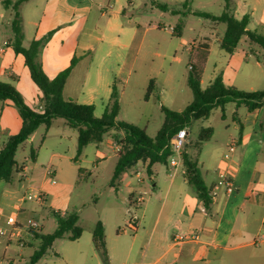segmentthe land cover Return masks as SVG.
<instances>
[{
	"label": "rangeland",
	"instance_id": "rangeland-1",
	"mask_svg": "<svg viewBox=\"0 0 264 264\" xmlns=\"http://www.w3.org/2000/svg\"><path fill=\"white\" fill-rule=\"evenodd\" d=\"M11 1L15 3L18 0ZM96 1L30 0L23 3L19 8L23 17L25 35L23 46L28 48L33 40L45 38L39 56L40 62L49 59L52 51H64V53L70 54L76 45L80 28L85 24L93 25L98 20L100 9L96 5ZM130 1L131 3L125 1L127 12L125 18H131L134 21L138 18L144 19L146 22V25H142L144 28H148L150 24L156 27L146 32L143 29L144 32L141 35L143 40L142 52L136 60L131 80L133 93L128 92L123 98L117 120L138 127L144 130L148 136L155 138L165 123L166 117L162 109L163 106L173 112H181L194 100L193 92L188 85V75L194 57L189 46H179V38L173 35V29L182 21L184 29L186 27L188 39L199 40L201 34L210 38L214 52L211 54L204 76L203 86L206 89L211 84L214 64L222 63L225 65L229 59V54L217 46L218 39L224 36L226 25L199 18L194 13L201 11L219 16L224 12V0ZM158 4H168L169 10L163 11ZM14 16L13 7L5 8L2 0H0V51H4V55H0V82L12 84L22 95L28 107L42 112L41 100L44 96L41 89L33 82L24 57L20 55L18 60H15L17 54L14 53L12 47L15 37L12 27ZM72 20H75V23L70 26ZM100 22L102 25L105 24L104 20ZM82 39L83 36L81 42ZM252 50L261 52L262 56L264 55V51L258 45L251 44L247 38H243L236 54L237 59L247 61ZM174 52H176L175 55H173ZM48 70L50 71V67ZM255 70L256 67L252 65L249 68V73L252 74ZM10 72L15 73L16 79L9 77L8 73ZM151 80L154 81V91L146 99ZM159 84L163 85L164 93L160 92ZM263 88L258 91H263ZM246 112L244 106L239 109L235 102H231L224 109L215 108L207 119L192 121L187 128L189 141L185 148L189 157L199 162V169L208 190L211 189V183L217 177L213 168L216 166L215 159L221 152V142L230 136L236 137L235 140H238V131L234 129L235 118L237 115L242 117ZM209 128L213 129V136L209 141H201L202 131ZM45 132L46 126L43 125L38 130L36 142L33 145L25 142L17 151L18 166H28L29 175H31V170L34 167V159L38 156ZM258 133H264L263 120L259 124ZM109 137L123 138L122 134L116 131L108 134L106 139ZM88 149L85 161L81 160L83 157L75 160V162H79L77 166L73 167L65 160L51 167V171L56 172L54 179L57 184L53 185L49 179L48 182L51 186L47 190H42L47 196L48 205L43 206L38 203V200L26 199L25 187L18 191V203L21 202L22 207L28 211L26 217L30 220H37L41 224L42 234H51L56 230V212H59L61 217L64 216L62 213L65 212L78 213V226L84 231L83 243L87 241L99 221L106 222L107 225L112 226L113 230L117 225L116 229L119 228L121 232L124 230L131 232L132 225L137 223L134 219L140 220L146 207L148 208L147 217L155 219L164 202L167 188L163 186L164 180L168 181L165 165L157 164L154 167L157 174L155 181H160L161 184L157 189L153 187L152 178L143 162H139L130 168L114 183L113 171L117 156L100 161L98 166H94L96 145L90 144ZM32 150L35 151L34 158L31 157ZM48 160V153L42 152L40 161L47 166ZM261 161L264 162V150ZM126 173L129 175L127 180L130 179L133 182L137 190V197H141L143 202L130 205V195L126 189V183L122 182ZM137 173L142 179L140 183L136 176ZM180 178L183 179L181 176ZM66 185H68L66 188L68 191L72 186V200L69 205H65L63 202L66 193L62 191ZM190 187L189 190L192 193L193 188ZM144 192H147V195H144ZM24 194L25 199H23ZM51 200H56V207L51 204ZM173 202L171 220L180 207V196H175ZM167 212L168 209L165 215ZM244 218L246 219L244 220ZM3 228L9 230L10 227ZM150 229L151 226L148 227V230ZM238 231L240 233L236 242L229 243L221 250L212 251L209 264H264V243L257 246L248 245L253 243L256 238L264 237V207L246 203L244 211L241 213ZM38 245L39 243L34 242L32 247L22 248L16 239L10 242L7 237L0 236V262L19 264L20 261V264H29V256L38 248ZM78 245V242L69 239L57 240L46 256L37 264H82L78 262L76 255L80 249ZM146 261L153 262L154 259L148 258Z\"/></svg>",
	"mask_w": 264,
	"mask_h": 264
},
{
	"label": "crops",
	"instance_id": "crops-1",
	"mask_svg": "<svg viewBox=\"0 0 264 264\" xmlns=\"http://www.w3.org/2000/svg\"><path fill=\"white\" fill-rule=\"evenodd\" d=\"M125 1L131 3L130 0H97L96 5L100 9L98 20L93 25L85 24L80 28L72 52L66 54L64 51H52L50 58L41 62L47 76L54 79L71 65L73 59H76V66L65 85L64 97L73 99L79 104L93 105L97 118L102 117L109 105L113 86H117L120 90L121 105L126 94L128 92L133 93L131 80L136 60L142 52L143 40L141 35L144 32L143 29L146 32L156 27L150 24L148 28H144L142 26L146 25L144 19L138 18L136 21L131 18L126 19ZM233 1L235 3L233 13L235 18L241 20L244 16H249L248 29L264 35V0ZM101 20L105 21L104 25L101 24ZM74 23L75 20H72L70 26ZM115 34L117 36H114ZM178 38L179 46H194L192 55L197 50H204L208 47V58L201 81V86L205 89L203 86L204 76L211 54L214 52L210 38L201 34L199 40L188 39L186 27L182 36ZM221 40L222 38L218 39V47H220ZM237 51L238 48L234 54H229V59L225 65L222 63L214 64L210 83L216 77L222 76L227 86H233L243 91L262 90L264 87V63L262 62L264 55L262 56L261 52L252 50L247 61H239L236 55ZM175 54L176 52L173 55ZM0 55H4L3 50L0 51ZM18 56L20 55H16L15 60H18ZM252 65L256 67V70L250 74L249 68ZM48 67H50V71ZM8 75L16 79L14 72H10ZM169 77H171L170 74ZM158 87L161 89L160 92L164 93L163 85L159 84ZM235 120L234 129L238 131V146L233 150L228 147L229 141L236 138L233 136L221 142V152L215 159L216 166L213 168L217 177L211 183L209 190L211 195L220 179V169L226 168L233 175L235 185V191L231 195H228L226 189L221 187L217 196L211 198L210 207L206 209L197 198L195 190L193 189L194 193L189 190L191 185L185 179L184 171L182 173L179 171L174 175L169 165L164 164L168 181L164 180L163 186L167 188L164 202L157 217L155 219L148 218L146 214L148 208L146 207L141 219H134L137 223L132 225L131 232L127 230L121 232L119 228L116 229L117 225L113 226V230L112 226L102 222L105 228L104 247L95 241L94 231L84 243V236L82 235L76 241L80 246L79 252L76 254L78 262L82 264H159L160 262L162 264L197 262L209 264L213 250H221L229 243L236 242L240 233L238 224L241 222V213L244 211L246 203L264 207V162L261 161L264 150V133H258L261 120L264 122V107L253 112H246L242 117L237 115ZM22 125L23 120L14 103L11 100L0 101V150L11 135L20 132ZM38 130L27 141L31 145L38 139ZM72 130L75 129L68 127L65 120H53L52 124L46 127L45 135L41 140V148L38 156L34 159L35 163L31 175L24 185L20 186L19 184V173L16 174L18 176L14 177L15 180L11 183L0 181V230H3V227H10L8 222L11 218L15 219L18 225L23 228L31 221L30 218L26 217L28 211L22 207L23 204L18 203L20 188L25 187L26 194L30 191L47 190L51 186L48 182L49 179L53 185L57 184V182L53 183L56 172H52V175L49 174V171L52 170L51 167H54L56 163L66 160L73 167L79 165V162H75L78 150V131ZM110 133L112 134L114 131ZM120 133L124 137V133ZM116 145L119 144H117L115 137H109L105 138L99 147L96 146L94 166H98L100 161L118 156L119 152ZM89 146L84 149L81 155L82 161H85L87 157ZM41 151L48 153L47 166L40 161ZM227 156L229 159H226ZM155 166L157 164L152 167V175L150 176L153 187L157 189L161 184L160 181H155L157 175ZM21 168L19 167V171ZM40 175L41 178L38 179ZM128 177L129 175L126 173L122 182L126 183V189L130 195V205L143 202L141 197H137V190L133 182L130 179L127 180ZM68 185L62 191L66 193L63 200L65 205H69L72 200V186L68 191L66 190ZM177 195L180 196L181 204L171 220L173 201ZM23 199H25V194ZM38 203L46 206L48 200L44 203L38 201ZM55 203L56 200H51V204L56 207L57 204ZM167 209L168 212L165 215ZM14 212L15 214H13ZM56 213L60 214L59 212ZM162 225L164 226L161 229ZM149 226H151L150 230H148ZM39 233H42L41 224ZM23 238L25 241L23 248L32 247L34 242L39 243L38 240H34L28 235L26 229L23 231ZM33 253L29 256L30 258ZM148 258L154 259V261L147 262L146 259ZM3 263V261L0 262V264Z\"/></svg>",
	"mask_w": 264,
	"mask_h": 264
},
{
	"label": "trees",
	"instance_id": "trees-1",
	"mask_svg": "<svg viewBox=\"0 0 264 264\" xmlns=\"http://www.w3.org/2000/svg\"><path fill=\"white\" fill-rule=\"evenodd\" d=\"M28 1L30 0H18L13 3L11 0H2V3L5 8L13 7L15 10L12 24L15 37L12 47L17 55L24 57L32 80L43 93L44 98L41 100L43 111L38 112L28 107L22 95L12 84L0 82V101L11 100L14 102L23 120L20 132L11 135L0 150V181L11 183L14 180L15 175L20 172L16 161L19 147L27 142L41 126L49 127L55 119L65 120L68 127L78 131L77 159L81 157L88 145L95 144L99 147L109 132L124 133L123 138L115 137L117 144L121 147L113 171V182L115 183L125 172L139 162L147 165L149 175H152L151 169L154 165L168 164L167 159L170 153L168 150H164V147L170 139L178 131L187 130L192 121L209 118L215 108L224 109L231 102H235L237 108L244 106L247 112H253L264 107V90L241 91L236 87L227 86L222 76L216 77L206 89L202 88L201 81L208 58L207 47L204 50L199 49L193 54L194 61L190 66L188 75V85L194 95L193 102L181 112H173L163 106L162 109L166 117L165 123L155 138L148 136L144 130L138 127L117 120L121 110L120 90L117 86H113L109 105L102 117L97 118L93 105L79 104L73 99L64 97L65 85L76 66V59L72 60L67 69L59 73L54 79H50L39 61L45 38L33 40L28 48L23 46L25 35L23 17L19 8ZM158 6L163 11L169 10L168 4H158ZM234 10V1L224 0V12L221 15L216 16L201 11L195 12L194 15L226 25V31L220 41V48L228 54H234L243 38H247L251 44L258 45L264 51V35L250 31L248 29L249 16L246 15L238 20L233 14ZM183 30L184 26L181 21L173 29V35L181 37ZM262 62L264 63V57ZM153 91L154 81L151 80L146 99L151 96ZM213 133L212 128L203 130L201 141H209ZM31 157H35L34 150L31 151ZM183 168L185 179L195 190L199 201L208 209L212 204L210 192L202 178L198 161L189 157L186 148L183 152ZM55 216L57 218V228L53 233L47 235L37 233L35 235L34 240H38L39 245L31 256L29 264H37L46 256L57 240L77 241L82 237L84 231L78 226L79 217L77 212H66L63 217L55 213ZM93 234L95 241L104 247L105 228L102 222L97 223Z\"/></svg>",
	"mask_w": 264,
	"mask_h": 264
},
{
	"label": "built area",
	"instance_id": "built-area-1",
	"mask_svg": "<svg viewBox=\"0 0 264 264\" xmlns=\"http://www.w3.org/2000/svg\"><path fill=\"white\" fill-rule=\"evenodd\" d=\"M189 49L192 51L194 49L193 45H188ZM188 132L187 130L178 131L169 141V143L164 147V150L169 151V157L167 159L168 165L172 170V174H176L179 171H184L183 168V152L185 147L188 144ZM238 146V140L231 139L229 141L228 147L233 150ZM116 149L119 152L121 147L116 145ZM226 159H229L227 156ZM30 169L28 166H23L19 172L20 174V186H23L27 178L29 177ZM49 174L52 175V171H49ZM138 182H142L140 178V174H136ZM53 183H56L53 180ZM224 187L228 195H231L235 191V185L233 180V175L229 172V169L222 168L220 169V179L217 182L216 186L214 187V191L211 193V198H215L217 196L218 190ZM144 195H147V192H144ZM26 198L28 200H38L40 202H46L47 196L40 190L38 192H28L26 194ZM8 224L10 225L11 229L9 230H0L1 237H7L8 240L11 242L14 239L17 240L18 245L20 247H25V241L23 238V231L26 229L28 235L31 238H35V235L40 232V224L37 220H31L30 223L27 224L25 228L18 225L17 221L13 218L9 219ZM182 240V238H179ZM261 243H264V237H258L253 241V245L257 246Z\"/></svg>",
	"mask_w": 264,
	"mask_h": 264
}]
</instances>
